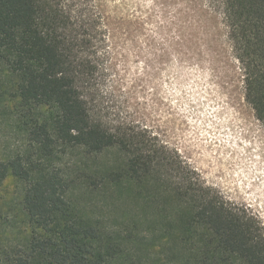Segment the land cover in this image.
Segmentation results:
<instances>
[{
	"label": "trees",
	"instance_id": "obj_1",
	"mask_svg": "<svg viewBox=\"0 0 264 264\" xmlns=\"http://www.w3.org/2000/svg\"><path fill=\"white\" fill-rule=\"evenodd\" d=\"M212 1L264 124V0ZM96 9L93 0H0V121L24 141L0 158V185L17 184L24 227L12 240L0 216V264H264L255 215L148 130L109 128L95 115Z\"/></svg>",
	"mask_w": 264,
	"mask_h": 264
},
{
	"label": "rangeland",
	"instance_id": "obj_2",
	"mask_svg": "<svg viewBox=\"0 0 264 264\" xmlns=\"http://www.w3.org/2000/svg\"><path fill=\"white\" fill-rule=\"evenodd\" d=\"M93 2L103 38L93 48L100 69L88 95L95 115L109 128L148 130L264 226V124L245 101L219 3ZM23 143L0 121L1 159ZM18 192L12 178L0 185V216L13 225L12 240L24 231L14 217Z\"/></svg>",
	"mask_w": 264,
	"mask_h": 264
}]
</instances>
